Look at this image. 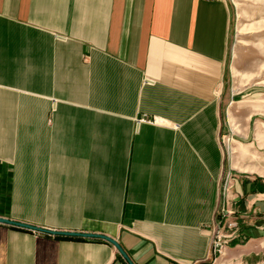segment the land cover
Here are the masks:
<instances>
[{
    "label": "crops",
    "instance_id": "0c3cea01",
    "mask_svg": "<svg viewBox=\"0 0 264 264\" xmlns=\"http://www.w3.org/2000/svg\"><path fill=\"white\" fill-rule=\"evenodd\" d=\"M231 26L229 0H0V216L206 264L226 206L239 235L217 264H264V128L244 169L222 139ZM0 264L128 263L0 223Z\"/></svg>",
    "mask_w": 264,
    "mask_h": 264
},
{
    "label": "rangeland",
    "instance_id": "374dc122",
    "mask_svg": "<svg viewBox=\"0 0 264 264\" xmlns=\"http://www.w3.org/2000/svg\"><path fill=\"white\" fill-rule=\"evenodd\" d=\"M229 1L232 26L218 96L228 124L222 138L225 154L242 157L236 167L244 169L247 163L258 164L257 146L264 128V0ZM226 180L231 188V177L226 175L222 183L227 198L230 188L225 195ZM221 209L229 210L226 206L216 210V220L225 218Z\"/></svg>",
    "mask_w": 264,
    "mask_h": 264
},
{
    "label": "built area",
    "instance_id": "2783aa9c",
    "mask_svg": "<svg viewBox=\"0 0 264 264\" xmlns=\"http://www.w3.org/2000/svg\"><path fill=\"white\" fill-rule=\"evenodd\" d=\"M213 1V0H206ZM144 120V119H143ZM230 185L228 180L224 183L225 195L229 190ZM222 210V209H221ZM225 218L214 221L212 225L211 234V248H210V259L206 264H217V260L226 254V248L230 242L236 238L238 234L237 222L235 219L230 218L232 211L222 210Z\"/></svg>",
    "mask_w": 264,
    "mask_h": 264
},
{
    "label": "water",
    "instance_id": "95a60500",
    "mask_svg": "<svg viewBox=\"0 0 264 264\" xmlns=\"http://www.w3.org/2000/svg\"><path fill=\"white\" fill-rule=\"evenodd\" d=\"M0 223L8 224L11 226H16L19 228H25L29 230L39 231L43 233H47L50 235H58V236H70V237H84V238H97L105 240L109 243H111L118 253L126 260L128 264H134V262L130 259L126 251L123 249V247L120 245V243L113 237L103 234V233H96V232H81V231H66V230H54L49 228H43L39 226H35L33 224H29L26 222H21L17 220H13L10 218H5L0 216Z\"/></svg>",
    "mask_w": 264,
    "mask_h": 264
}]
</instances>
